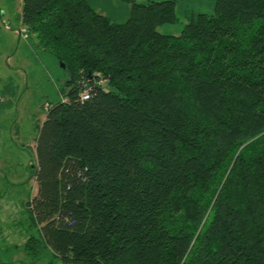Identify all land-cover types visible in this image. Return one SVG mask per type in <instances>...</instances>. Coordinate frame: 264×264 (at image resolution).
Listing matches in <instances>:
<instances>
[{"label":"trees","instance_id":"trees-1","mask_svg":"<svg viewBox=\"0 0 264 264\" xmlns=\"http://www.w3.org/2000/svg\"><path fill=\"white\" fill-rule=\"evenodd\" d=\"M125 1L116 22L88 0H23L27 38L64 74L39 126L29 207L42 242L27 250L264 264V0H217L177 35L159 30L176 0Z\"/></svg>","mask_w":264,"mask_h":264},{"label":"rangeland","instance_id":"rangeland-1","mask_svg":"<svg viewBox=\"0 0 264 264\" xmlns=\"http://www.w3.org/2000/svg\"><path fill=\"white\" fill-rule=\"evenodd\" d=\"M113 21L125 22L132 3L125 0H88ZM162 0H136L139 3ZM177 19L159 27L167 34H179L199 13H213L217 0H176ZM23 0H0V78L4 102L0 104V264H64L42 244L27 250L34 237L40 242L41 228L29 207L38 193L31 170L39 126L49 104L61 99L60 63L50 51L26 38L21 20ZM36 247V248H34ZM36 250H39L38 253ZM35 251V254H31ZM38 251V252H39Z\"/></svg>","mask_w":264,"mask_h":264},{"label":"built area","instance_id":"built-area-1","mask_svg":"<svg viewBox=\"0 0 264 264\" xmlns=\"http://www.w3.org/2000/svg\"><path fill=\"white\" fill-rule=\"evenodd\" d=\"M24 33V36L27 38L28 34H27V29L24 28L22 31H20V35H22ZM92 96L91 93V88L90 87H86V89L84 91L81 92L80 95V99L82 101L88 100L90 99ZM64 101H66V99H63ZM4 102V97L2 94V85H1V78H0V104Z\"/></svg>","mask_w":264,"mask_h":264},{"label":"crops","instance_id":"crops-1","mask_svg":"<svg viewBox=\"0 0 264 264\" xmlns=\"http://www.w3.org/2000/svg\"><path fill=\"white\" fill-rule=\"evenodd\" d=\"M35 167V166H34ZM31 180H33V181H35V182H37V180H36V177L35 176H31ZM37 185H38V182H37Z\"/></svg>","mask_w":264,"mask_h":264},{"label":"water","instance_id":"water-1","mask_svg":"<svg viewBox=\"0 0 264 264\" xmlns=\"http://www.w3.org/2000/svg\"><path fill=\"white\" fill-rule=\"evenodd\" d=\"M62 67L65 68V65L63 64Z\"/></svg>","mask_w":264,"mask_h":264}]
</instances>
